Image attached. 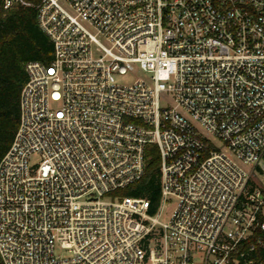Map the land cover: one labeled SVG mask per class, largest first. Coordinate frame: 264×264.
Returning <instances> with one entry per match:
<instances>
[{
	"label": "built area",
	"instance_id": "2783aa9c",
	"mask_svg": "<svg viewBox=\"0 0 264 264\" xmlns=\"http://www.w3.org/2000/svg\"><path fill=\"white\" fill-rule=\"evenodd\" d=\"M38 9L53 59L25 65L0 160L2 264H264V0ZM150 143L153 215L120 193L143 178Z\"/></svg>",
	"mask_w": 264,
	"mask_h": 264
},
{
	"label": "trees",
	"instance_id": "16d2710c",
	"mask_svg": "<svg viewBox=\"0 0 264 264\" xmlns=\"http://www.w3.org/2000/svg\"><path fill=\"white\" fill-rule=\"evenodd\" d=\"M41 1L13 0L5 8L6 0H0V160L19 126L20 97L27 81L25 65L30 61L49 64L53 59V43L38 22ZM120 193L148 199L149 213L155 214L161 202L159 156L148 159L143 178Z\"/></svg>",
	"mask_w": 264,
	"mask_h": 264
},
{
	"label": "rangeland",
	"instance_id": "374dc122",
	"mask_svg": "<svg viewBox=\"0 0 264 264\" xmlns=\"http://www.w3.org/2000/svg\"><path fill=\"white\" fill-rule=\"evenodd\" d=\"M139 77H144L143 73H138V74H131L128 76L127 79L123 81V83H132L135 80H137ZM171 101V98L169 96H166V100L162 102V106H165L169 104ZM147 158H153L155 156H159V149L158 146L154 143H150L147 145ZM175 200H170L165 204L163 212L159 216V220L162 222H166L169 220L170 215L174 209L175 206Z\"/></svg>",
	"mask_w": 264,
	"mask_h": 264
}]
</instances>
